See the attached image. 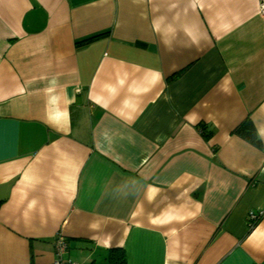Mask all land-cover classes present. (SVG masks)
<instances>
[{
  "label": "crops",
  "instance_id": "obj_1",
  "mask_svg": "<svg viewBox=\"0 0 264 264\" xmlns=\"http://www.w3.org/2000/svg\"><path fill=\"white\" fill-rule=\"evenodd\" d=\"M246 116L258 0H0V264H264Z\"/></svg>",
  "mask_w": 264,
  "mask_h": 264
},
{
  "label": "trees",
  "instance_id": "obj_2",
  "mask_svg": "<svg viewBox=\"0 0 264 264\" xmlns=\"http://www.w3.org/2000/svg\"><path fill=\"white\" fill-rule=\"evenodd\" d=\"M89 40L90 39L85 40L83 42L85 43ZM234 132L256 147L258 148L264 147V143H262L260 137L258 136V133L256 131V128L250 116H246L235 127ZM205 135L207 136L209 135V133ZM108 263L109 264H124V254L122 250L112 249L109 253Z\"/></svg>",
  "mask_w": 264,
  "mask_h": 264
},
{
  "label": "built area",
  "instance_id": "obj_3",
  "mask_svg": "<svg viewBox=\"0 0 264 264\" xmlns=\"http://www.w3.org/2000/svg\"><path fill=\"white\" fill-rule=\"evenodd\" d=\"M258 12L264 13V0H258ZM264 216V208L251 209L248 212L249 225H253L257 220ZM67 243L62 235L58 234L54 239V251L56 254V264H93V263H82L77 260H72L65 257L67 252Z\"/></svg>",
  "mask_w": 264,
  "mask_h": 264
}]
</instances>
